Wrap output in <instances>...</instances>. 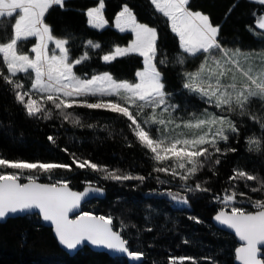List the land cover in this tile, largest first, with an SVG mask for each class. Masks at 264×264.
Segmentation results:
<instances>
[{
  "label": "snow or ice",
  "instance_id": "6c2138e0",
  "mask_svg": "<svg viewBox=\"0 0 264 264\" xmlns=\"http://www.w3.org/2000/svg\"><path fill=\"white\" fill-rule=\"evenodd\" d=\"M255 2L264 6V0ZM97 5L86 11L91 28L104 29L111 23L119 32L133 37L127 46L109 49L98 58L108 64L131 53L141 57L142 70L135 72L132 81L114 78L109 72L78 74L75 71L78 66L86 65L90 53L71 55L72 49L68 46L71 38H56L46 23V14L55 6L63 7L64 0H0V32L3 33L0 35V80L9 86L14 102L26 110L29 118L48 121L57 117L85 127L74 111L76 108L116 114L127 129L128 146L139 145L145 157L153 162L151 172L145 176L111 169L71 154L77 169L98 173L104 181L143 184L154 179L159 185L178 181L185 194H212V189L205 186L208 181L196 178L204 169L215 175L221 157L237 151L220 146L222 142L227 145L233 136L239 137L240 125L235 118L246 117L257 123L264 134V50H242L233 47L235 41L225 44L220 36L221 25H214L210 15L191 10L190 0H150L154 13L166 18L170 31L178 38L179 52L170 60L166 53L160 55L157 28L138 22L127 4L111 22L104 15L105 0H97ZM253 19L254 25H246V29L264 30V15ZM30 38H35V44L29 50H22L21 44ZM87 47L100 49L101 45L88 41ZM169 66L177 69L179 91L166 88L159 68ZM177 94L195 97L204 107L189 110L185 103L182 109L175 100ZM86 127L95 129L97 125ZM108 134L111 136L112 132ZM47 139L56 141L52 135ZM246 145V151H264V142L254 135L246 138ZM62 150L67 152L66 148ZM58 169L72 170L66 163L0 158V220L37 210L39 217L54 227L58 243L69 250L87 242L141 261L145 253L131 250L130 241L122 234L121 230L129 225L122 223L121 230H114L115 217L89 212L69 218L86 197L102 195L104 189L93 181H84L86 186L82 191L71 190L67 179L39 182L40 175L51 176ZM160 174L170 179H162ZM228 180L230 188L212 195V201L222 205L214 220L234 231L242 242L235 248V258L240 264H264L258 258V245H264V199H253L247 192L236 189L239 181H244L246 188L250 187L247 182H255L257 186L250 187V191L264 194V179L235 167ZM191 181H195L194 185ZM165 195L171 201L190 206L188 195L171 190ZM245 204L255 211H248ZM144 219L148 221L150 217ZM189 219L201 223L199 218L190 216ZM204 259L211 261L209 257ZM185 261L198 264L188 256H170L167 264Z\"/></svg>",
  "mask_w": 264,
  "mask_h": 264
},
{
  "label": "trees",
  "instance_id": "16d2710c",
  "mask_svg": "<svg viewBox=\"0 0 264 264\" xmlns=\"http://www.w3.org/2000/svg\"><path fill=\"white\" fill-rule=\"evenodd\" d=\"M104 15L108 21L124 4H127L137 16L138 22L155 26L158 30V47L160 55L165 53L171 60L178 54V39L170 31L166 18L154 13L149 0H105ZM97 5V0H65L64 6H55L46 14V23L51 26L56 38H71V55L78 57L85 51L90 53V59L85 66H78V74L93 72H109L117 79L132 81L135 72L141 68V58L130 54L117 58L114 62L105 64L98 57L107 54L109 49L125 46L131 39L130 33H121L113 28V24L104 29H93L87 24L85 12ZM235 5V7H233ZM190 8L210 15L214 25H221V39L233 47L242 50H264V33L258 30L250 31L246 25H254L255 19L264 13V6L249 0H190ZM232 11L229 13V9ZM0 35H3L0 32ZM87 40L99 43L100 49H87ZM168 91H179L181 83L177 69L160 67ZM22 78L23 75L20 74ZM22 82L28 85L27 80ZM175 100L181 108L187 103L204 107L195 97L177 94ZM85 127L75 126L57 117L44 121L29 118L26 110L14 102V96L3 80H0V158L24 160L26 162L66 163L72 168L55 170L51 176H43L39 181L52 183L57 179H67L70 188L81 190L86 185L84 181H93L104 189L102 199H94L82 206V212L95 215L113 216L114 229L121 230L120 225L128 228L121 230L130 241L133 251H143L145 256L139 264H167L169 257L188 256L198 261V264H234V250L237 243L234 237L217 229L213 216L222 207L212 201L213 194H220L223 189L230 188L228 177L235 167L241 168L264 179V151L259 153L246 151V138L255 136L264 142L257 123L246 117H236L240 125L239 137H231L228 144L221 143V148L237 149L234 153H226L221 157V163L215 169V175L208 169L197 175V180H207L206 187L212 189V194H185L179 188V182L159 185L154 179H148L143 184L138 181L117 183L104 181L100 174L88 169H77L72 163V155L80 159H88L93 163L119 168L123 172L148 176L153 162L144 155V150L134 144L128 146L125 139L127 129L122 118L104 110H88L76 108ZM97 125L95 129L86 125ZM112 132L110 136L108 133ZM55 136V143L47 137ZM67 149V152L62 149ZM153 175H155L153 173ZM162 179L170 177L160 174ZM26 181V180H21ZM190 183H195L191 181ZM250 187L257 186L255 182H247ZM245 182L236 183L239 192H247L253 199H264V194L252 193L250 187H244ZM181 192L188 195L190 206H185L165 195L167 191ZM248 211H255L250 205H243ZM150 219L145 221L144 217ZM199 218L197 223L189 217ZM136 225L135 228L131 225ZM151 228L152 231H147ZM209 257L211 261L204 258ZM264 260V258H263ZM0 264H129L125 258L110 257L102 252H94L83 248L74 255H68L57 244L51 229L46 227L37 215H28L8 219L0 224ZM184 264H191L185 261Z\"/></svg>",
  "mask_w": 264,
  "mask_h": 264
},
{
  "label": "water",
  "instance_id": "95a60500",
  "mask_svg": "<svg viewBox=\"0 0 264 264\" xmlns=\"http://www.w3.org/2000/svg\"><path fill=\"white\" fill-rule=\"evenodd\" d=\"M21 182L23 183V182H26V181H21ZM39 182H41V183H47V182H42V181H39ZM71 190H73V191H82L83 188H82L81 190H74V189L71 188ZM104 195H105V192H103L102 195H90V196L86 197V198L81 202V206H80L78 209L74 210V212H72V213L69 214V218H70V219H75V217H76L77 215H79L80 213H82V206H83L84 204H86L87 202H90V201H92V200H94V199H102V198L104 197ZM225 211H227V210H225ZM28 215H37V216L39 217L37 210H30V211L25 212V213H20V214H16V215H10L9 217H7V218H5V219L0 220V224L6 222L8 219H13V218L23 217V216H28ZM93 215H95V214H93ZM97 216H99V215H97ZM214 216H215V215H214ZM214 216H213V218H212V222H213L214 226H215L217 229H219V230H221V231H224V232H226V233L232 235V236L234 237L236 243H237L236 248L239 247V246H241L242 242L239 241V238L235 236L234 231L228 229V228L225 227V226L220 225L218 222H216V221L214 220ZM39 218L41 219L42 223H43L46 227H48V228L51 229L52 235H53V237L55 238V240H56L58 246H59V247L65 252V253H67L68 255H74L75 253H77V252L80 251L81 249H83V248H88L89 250L94 251V252H102V253H105V254L109 255L110 257H122V258H125V259L128 261L129 264H139V263H142V262L144 261L143 258H142V260L139 261V262H137V261H133L132 259L128 258L126 254H122V253H119V252H116V251L108 250V249H105L104 247H101V246H93V245H90V244L87 243V242L82 243L81 245L77 246V248H75V249L69 250V249H67L66 247H64V246H62V245H60V244L58 243V239H57L56 236H55L54 227L50 224V222H45V221H43V219H42L41 217H39ZM114 230H115V229H114ZM258 248L260 249V251H259V253H258V258L261 259V260H263V258H264V245H258ZM234 264H240V262L237 261L236 258H235V250H234Z\"/></svg>",
  "mask_w": 264,
  "mask_h": 264
},
{
  "label": "rangeland",
  "instance_id": "374dc122",
  "mask_svg": "<svg viewBox=\"0 0 264 264\" xmlns=\"http://www.w3.org/2000/svg\"><path fill=\"white\" fill-rule=\"evenodd\" d=\"M65 1V0H64ZM149 2H150V0H149ZM253 2L254 3H256L255 2V0H253ZM258 4V3H257ZM96 6H98V5H96ZM122 9V8H121ZM85 14H86V12H85ZM261 15H264V13L263 14H261ZM260 17V16H259ZM259 17L257 18V19H259ZM113 28L115 29V27H114V25H113ZM170 28V27H169ZM98 30H101V29H98ZM117 30V29H116ZM118 31V30H117ZM259 31V34H262L263 35V33H264V30H258ZM132 39H133V37H132ZM131 39V40H132ZM178 39V38H177ZM88 41H90V40H87L86 42H85V47L87 48V49H89L88 47H87V42ZM35 38H30L29 39V41H26V42H24L23 44H21V49L22 50H29L31 47H32V45L33 44H35ZM93 42V41H92ZM131 42V41H130ZM129 42V43H130ZM93 43H95V42H93ZM128 43V44H129ZM125 46H127V45H125ZM125 46H119V47H125ZM51 47H54V45H50V48ZM116 47H118V46H116ZM114 49H115V47L113 48V50L112 51H114ZM131 54H133V55H136L135 53H131ZM34 55V54H33ZM130 55V54H129ZM138 56V55H137ZM118 58H120V57H118ZM141 58V57H140ZM141 62H142V58H141ZM142 67H143V63H142V66H141V68L140 69H138V70H142ZM137 70V71H138ZM100 73H103V72H100ZM23 75V74H22ZM191 110H193V109H197L198 108V105H196L195 103L194 104H191ZM8 171H12V170H8ZM27 174V173H26ZM41 177H43V176H39V178H41ZM224 210H227V211H229V209H227V208H225Z\"/></svg>",
  "mask_w": 264,
  "mask_h": 264
}]
</instances>
